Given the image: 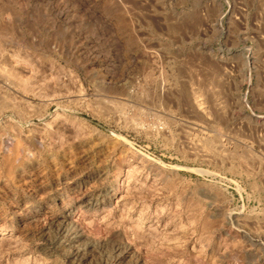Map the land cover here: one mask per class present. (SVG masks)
I'll list each match as a JSON object with an SVG mask.
<instances>
[{"label":"rangeland","instance_id":"obj_1","mask_svg":"<svg viewBox=\"0 0 264 264\" xmlns=\"http://www.w3.org/2000/svg\"><path fill=\"white\" fill-rule=\"evenodd\" d=\"M0 264H264V0H0Z\"/></svg>","mask_w":264,"mask_h":264}]
</instances>
